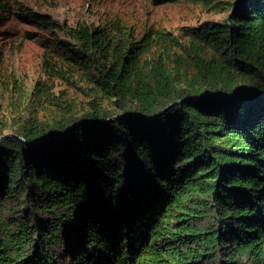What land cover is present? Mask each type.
<instances>
[{
	"label": "trees",
	"instance_id": "16d2710c",
	"mask_svg": "<svg viewBox=\"0 0 264 264\" xmlns=\"http://www.w3.org/2000/svg\"><path fill=\"white\" fill-rule=\"evenodd\" d=\"M193 1L229 12L181 42L0 0V25L61 31L44 62L91 97L51 122L25 106L0 140V264H264V0Z\"/></svg>",
	"mask_w": 264,
	"mask_h": 264
},
{
	"label": "rangeland",
	"instance_id": "374dc122",
	"mask_svg": "<svg viewBox=\"0 0 264 264\" xmlns=\"http://www.w3.org/2000/svg\"><path fill=\"white\" fill-rule=\"evenodd\" d=\"M19 1L28 8L53 17L58 26L65 23L71 26L86 24L112 27L118 22L130 29L132 37H139L144 30L152 27L168 34L169 37H178L181 42L187 41L183 27L221 21L229 12V7L221 9L218 4L193 0L160 3H154L153 0ZM229 1L235 3L237 0ZM26 32H30L31 37H27ZM60 33L57 27H54L51 33L40 25L19 17H13L0 25V120L7 126L5 134L12 135L10 125L18 121L20 111L26 112L25 106L31 107V111H35L43 122H51L58 117L57 114L50 113L51 109L57 108L54 98L65 100L66 104L62 107L66 110L82 112L89 108L90 95L74 86L71 80L66 78L67 75L61 76L56 72L61 65L70 77L68 66L60 63L55 56L49 58L52 66L44 62V47L39 43V39ZM166 46L168 44L160 42L153 46L151 52L143 54L142 58H150L153 53H166ZM173 48L176 49L174 46ZM78 83L85 85L83 82ZM33 86H38V91L31 96ZM15 107H18L17 111L13 110ZM102 107L105 106L102 104ZM120 114L123 113L113 116Z\"/></svg>",
	"mask_w": 264,
	"mask_h": 264
},
{
	"label": "water",
	"instance_id": "95a60500",
	"mask_svg": "<svg viewBox=\"0 0 264 264\" xmlns=\"http://www.w3.org/2000/svg\"><path fill=\"white\" fill-rule=\"evenodd\" d=\"M206 94H209V95H212V96H215V97H223L224 95H222V94H215V93H206ZM201 95H195V96H193V98H199ZM130 112H127V113H125V114H129ZM114 116H111V118H113ZM87 122V121H89V120H79L78 122ZM106 120H104V121H101V122H99L98 124H100V123H103V122H105ZM69 128H67V130H68ZM66 130V131H67ZM7 135H9V134H4L1 138H0V140L3 138V137H5V136H7ZM47 138H49V137H47Z\"/></svg>",
	"mask_w": 264,
	"mask_h": 264
}]
</instances>
